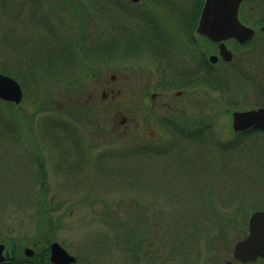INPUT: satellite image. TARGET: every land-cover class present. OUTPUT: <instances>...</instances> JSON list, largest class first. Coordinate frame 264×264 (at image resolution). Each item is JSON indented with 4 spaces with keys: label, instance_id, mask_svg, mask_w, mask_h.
Returning <instances> with one entry per match:
<instances>
[{
    "label": "rangeland",
    "instance_id": "1",
    "mask_svg": "<svg viewBox=\"0 0 264 264\" xmlns=\"http://www.w3.org/2000/svg\"><path fill=\"white\" fill-rule=\"evenodd\" d=\"M13 1L0 0V73L8 71L20 82L23 98L16 106L0 100V242L18 252L55 240L77 257L76 264H139L130 260L137 258L133 247L129 252L115 247L117 237L134 228V241L142 240V264L232 261L234 245L247 234L248 217L264 210V133L237 135L231 128L232 110L264 107V34L259 32L245 47L228 45L236 53L235 62L217 66L212 74L230 83L227 95L208 89L202 80L180 99L172 96L173 109L153 107L149 93L133 89L125 60L119 70L123 93L116 100L89 105L83 95L68 99L61 92L70 76L65 67L57 66L54 77L46 57L44 66L36 64L37 53L47 52L52 32L43 18L45 10L64 29L56 30L52 39L61 33L72 47L77 30L83 36L78 27L87 24L83 13L88 8L80 0ZM174 1L187 2L157 0L150 2L152 11L161 19L173 18L167 6ZM197 1H189L190 6L196 7ZM245 7L248 25L264 22V0H250ZM72 12L79 16H70ZM198 42L203 54L216 53L210 42ZM111 65L105 63L103 72L113 73ZM89 66L66 68L76 71L73 79L80 82ZM64 112L73 124L67 122L65 132L53 131L56 116L66 123L60 118ZM122 118L125 124H120ZM70 126L78 129L87 162L71 155L56 170L62 149L53 140H71ZM71 145L65 144L68 153ZM29 156L35 159L32 164ZM42 164L46 188L39 178ZM70 166L82 169L79 179V171L64 169ZM41 187L52 212L50 226L37 211ZM98 238L105 243H96Z\"/></svg>",
    "mask_w": 264,
    "mask_h": 264
},
{
    "label": "flooded vegetation",
    "instance_id": "2",
    "mask_svg": "<svg viewBox=\"0 0 264 264\" xmlns=\"http://www.w3.org/2000/svg\"><path fill=\"white\" fill-rule=\"evenodd\" d=\"M14 1L18 3L17 0ZM80 1L83 2V6H86V9L88 8V14L87 11L83 13V17L87 24L78 27L81 28L83 36L80 38L79 31L77 30L76 36L71 40L72 47L71 44H69V39L61 33L57 38L58 40L52 39L56 30L64 29L60 28L61 24L57 21L58 19H54L52 12L47 8L43 14V18L46 20V25L49 26L50 31H52L49 32L48 50L44 54L39 52L36 55V59L38 60L36 64L39 67L44 66L46 61L44 63H42V61L45 57L49 61L48 65H50L51 68L55 69L57 66L65 67L63 72L70 74V76L68 78V83L65 87L61 88V92L64 93V96H67L68 99L83 95L88 98L87 102L89 105L97 104L99 101H106V99H109V101L116 100V98H119V95L123 93V89H126L125 86L119 83V70L129 67V73L132 76V87L135 91H141L142 93H147V95L149 93V102L153 107L157 106V104H163L164 108L169 107L173 109L172 96H174L176 100L180 99L183 97V92L187 88H194L200 84L202 80L212 76L217 66L222 68L232 63L223 61L219 57L214 64L209 61L211 56H219V43L210 42L212 48L216 51L215 54L207 55L200 52L198 40L207 43L209 41L205 36L197 32L198 20L201 12L199 11L200 13L197 16L195 6H190L193 0H187L183 5H181L180 1H174V4H168L167 10L174 14L173 18L165 19H161L162 15L152 11L153 6L151 3L157 2V0ZM27 2L30 3V1ZM18 5L20 6V1ZM29 6L26 5V10L28 13H31L32 11L29 10ZM60 15L62 17V23L66 25L67 16H63V13ZM72 15L73 17L79 16L77 13L73 12L70 16ZM79 18L80 20L82 19L81 16ZM261 27L260 25H254L252 27L256 30L255 36L259 32L264 34ZM65 31L67 32V30ZM87 32L92 34L87 35ZM230 43L236 44L235 40H227L225 42L227 48ZM243 47H245V44ZM230 51L234 54L233 50ZM125 60L128 66L123 67L121 64ZM105 63L115 64L111 65L114 70L113 73H109V70L105 73L103 72V65H105ZM87 64L90 65L87 70L88 73L85 75V79H81L80 82L76 77V81L73 79L76 71L74 72L73 69L70 68L69 70L66 68L70 66H87ZM92 65H95V67H91ZM58 73V70L55 69V75L53 76H57ZM56 83L59 82L57 81ZM176 88L179 89L176 90ZM171 90H173V95L167 93ZM69 110V113H71V109ZM64 114V116L60 114V118L65 120L66 123L58 121L57 116L56 120L52 119L54 122L50 127H52L51 129L53 131H58V129H60V131L65 132L67 131L66 128L69 126L67 122H69L70 125L73 124V119L68 112H64ZM125 122V118L120 120V124H125ZM70 127L72 129L71 140L63 141L59 138L58 140H53L54 144L62 149L61 155L58 153L59 156L55 159L57 161L55 164L56 170H60V161L62 158L67 161V157L73 155L75 160L76 157L77 159H81V155L85 157L87 152L84 148H80V139H78L77 136L78 129L72 126ZM169 128L174 130L173 124H171ZM68 142L72 143L69 153L68 148H66L67 146H65ZM32 160H30L31 164ZM39 164L40 162L37 165L40 166ZM79 165L78 163V167ZM31 166L32 165H30L29 175L33 169V166ZM78 167L76 166L73 168L70 166L64 169L68 171L72 168L75 171H79ZM38 171H40L39 168ZM81 172L82 169L77 172L80 174L77 176L78 179L79 176H81ZM62 173L67 177L64 172ZM71 174L72 173H70V176ZM40 177L41 179L43 178L42 181L45 184V188L48 187L47 181L45 180L46 171L44 170L43 164L39 178ZM63 187H66L65 182ZM40 191L36 199L47 196L43 188H41ZM27 195L31 197V192ZM0 244L4 245L1 253V258L3 259L0 261V264H33L30 262L31 258L38 252L37 250L40 249H36L37 244L34 243V246L31 247L34 252L31 256H28L24 252V248L16 252L15 249L10 250L6 243L0 242ZM49 256L50 252L48 254V259ZM259 260L264 262L263 258H256L254 262L245 264H255V262ZM191 264L211 263L206 260L199 263L198 260L195 259ZM226 264L243 263L236 259H232V261H226Z\"/></svg>",
    "mask_w": 264,
    "mask_h": 264
},
{
    "label": "water",
    "instance_id": "3",
    "mask_svg": "<svg viewBox=\"0 0 264 264\" xmlns=\"http://www.w3.org/2000/svg\"><path fill=\"white\" fill-rule=\"evenodd\" d=\"M245 0H204L201 15L198 20L197 32L205 35L212 42H219L220 57L224 61L232 62L233 54L229 51L224 40L235 39L240 44L254 37L255 30L245 26L238 20L239 7ZM264 31V27H262ZM210 62L215 63L217 56H211ZM23 92L18 81L8 75L0 74V99L2 101L21 103ZM232 130L243 132L249 128L264 129V107L248 111L232 113ZM248 235L234 246V258L242 261H254L257 256L264 258V210L255 211L250 215ZM3 244H0V261ZM52 264H74L75 257L70 255L61 245L54 241L49 246ZM26 255L31 256L34 251L26 247Z\"/></svg>",
    "mask_w": 264,
    "mask_h": 264
},
{
    "label": "trees",
    "instance_id": "4",
    "mask_svg": "<svg viewBox=\"0 0 264 264\" xmlns=\"http://www.w3.org/2000/svg\"><path fill=\"white\" fill-rule=\"evenodd\" d=\"M202 4H203V0H199V1H197V3H196V7H195V12H196V15L198 16L199 15V11H200V9H201V7H202ZM246 9V7H245V3H243L242 4V6L240 7V12H239V16H240V19L241 20H244V21H246V22H248V21H250V19H248V17H249V14H247V12L245 13V10ZM251 14V13H250ZM258 23H261V24H263L262 22H258ZM239 46V45H238ZM2 74H9L8 73V71L6 72V71H2L1 72ZM217 77H218V74H217ZM217 77L216 78H213V76H209V77H207L206 79H204V80H206L205 81V84H206V86H207V88L208 89H210V90H214V91H217V90H219L220 92H221V94L222 95H227V92H229V91H227L228 90V88L230 87V83L228 82V83H225L223 80L224 79H222V80H220V79H217ZM244 77V76H243ZM245 79H247V77H244ZM203 80V81H204ZM1 103V102H0ZM8 104H10V103H8ZM262 132V133H264V131H262V130H252V129H249V131H246V132H239V134H241V135H243L244 134V136H249L251 133H253V132ZM258 132V133H259ZM239 134H237V135H239ZM194 137V136H193ZM33 157H34V155H33ZM33 157H28L30 160H32V158ZM83 161H82V163L84 162V163H86V158L84 159V156L83 155H81V157H80ZM42 188V187H41ZM35 201H37V211H38V214H39V217L40 218H42V220L41 221H43V222H48L49 223V226L51 225V217H50V214L52 213L49 209H48V207H47V203H46V201H45V198L44 197H42V198H38L37 200H35ZM37 214V213H36ZM37 214V215H38ZM48 215H49V218H47L48 217ZM43 218H44V220H43ZM46 225V224H45ZM47 226V225H46ZM113 227H115V228H117L116 227V225H114ZM134 229V228H133ZM133 229H129L127 232H125V234H121V236H119V237H117V239H116V241H115V247H117V248H119L120 249V251H125V252H129V250H131V248L133 247L134 249H132V251H133V255L132 256H134V253H135V255L137 256V258H135V256H134V258L133 259H130L131 260V262H133V263H135V262H139V264H142V262H141V258H142V256H140V252H139V248L141 247V244H142V240L140 241V243H136L135 241H134V238H133V236L131 235L132 234V230ZM194 231H195V233H197L198 232V230L197 229H195L194 228ZM98 237H101V235H99ZM121 238V239H120ZM194 238V237H193ZM102 239V240H101ZM101 240V241H100ZM194 240V239H193ZM100 241V245H103L104 243H105V238H98L95 242L96 243H98ZM187 246V245H186ZM185 246V247H186ZM182 248H180L181 250H183V248H184V245H182L181 246ZM38 252L36 253V254H34V256L31 258V263H37V264H51V262L49 261V259H48V254H49V251H48V247H47V245H44L42 248H40L39 250H37ZM176 254V253H175ZM185 255H186V253H185ZM14 258H16V257H14ZM77 258V257H76ZM156 261V260H155ZM154 261V262H155Z\"/></svg>",
    "mask_w": 264,
    "mask_h": 264
}]
</instances>
